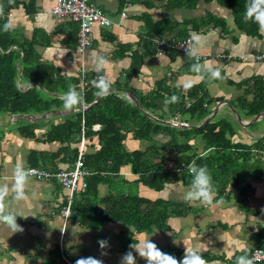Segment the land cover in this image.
I'll return each mask as SVG.
<instances>
[{"label": "crops", "instance_id": "0c3cea01", "mask_svg": "<svg viewBox=\"0 0 264 264\" xmlns=\"http://www.w3.org/2000/svg\"><path fill=\"white\" fill-rule=\"evenodd\" d=\"M18 1L20 7L13 12L8 22L12 30L22 43L33 46L41 64L53 69L56 78L67 83L77 79L82 81L83 78L89 83L97 77V70L89 59L93 51L111 61L105 71L112 84L124 80L132 65L133 53L143 52V40L148 37L147 21L157 23L164 20L176 30L185 22H191L192 25L190 23L187 26L189 36L198 33L207 38L200 55H210L207 60L213 61L212 67L221 71V80L207 81L206 84L208 95L214 101L212 117L232 121L237 131L233 142L252 147L254 151L250 163L262 170L257 161L264 165V159L256 155L255 148L264 147V116L249 117L240 107L239 101L245 93L240 88L242 83L255 78L264 80V59L253 57L264 55V33L252 37L241 32L235 26L232 12L215 2H200L194 8L170 9L168 0H150L154 3L153 7L147 5L149 0H130L124 7L120 0H91L107 13L114 24L109 28L94 27L91 32L93 48L82 55L78 51V23L70 17L51 15L54 0H34L35 7L30 12L27 6L32 0ZM213 18L223 19L225 27L217 24V20L213 22ZM199 24L200 29L194 30L193 27ZM224 54L232 55L234 59L218 58ZM178 56L182 59L178 60ZM187 59L173 51L164 55L152 52L144 60L140 75L132 80L131 85L145 92L157 81L163 80L173 81L183 88L201 83L203 80L195 79L187 68ZM112 90L117 91V88ZM119 92L126 94L123 90ZM63 93L57 94V97L62 98ZM46 95L53 97L52 94ZM248 98L252 99L253 95ZM217 99L223 100L217 103ZM160 106V113L168 111V105ZM82 109L83 106L73 111L56 108L50 111L48 117L36 114L35 118L27 116L26 120L1 117L0 129L4 132V138L0 141V179L10 180L17 164L29 168V157L33 151L56 153L64 147L60 143H42L37 138L22 136L19 128L23 124L41 122L36 135L42 137L52 126L65 122L67 116ZM165 118L176 126L171 122L173 116L167 114ZM155 138V142H150L151 145L155 143L163 147L173 140V135L159 134ZM87 141L86 151L95 152L98 140L90 142L87 138ZM192 143L200 156L209 154L202 139ZM130 148L136 150L138 145L134 144ZM163 154L169 161L174 159L167 150ZM63 157L64 154L55 160L60 169L69 166L62 161ZM257 171H251L249 178L242 183L233 181L228 184L226 192L221 196L217 194L210 205L186 203L183 195L188 187L182 182L171 184L161 192L137 187L136 191L142 196L152 200L164 199L175 204V207L169 209L167 229L153 228L145 232H138L125 223L102 219L85 224L76 219V214L64 222L61 209L67 191L55 181H38L30 177L26 189L27 198L20 202L13 201L10 205L23 231L14 234L0 231V264H64L59 256L61 241L75 261L80 257L91 256L103 259L104 264H120L121 257L134 242L133 237L139 241L151 237L163 252H170L178 259H182L185 254L184 242L189 250L198 248L210 261L233 264L236 256H249L259 244H264V173ZM117 177L133 182L136 175L126 167ZM109 185L104 183L99 186L100 199L109 194ZM130 188L135 187L131 185ZM76 198L81 199L79 194ZM100 240L109 242L105 256L101 255L102 250L98 244ZM175 240L177 243H174ZM136 258L137 264H146L138 255Z\"/></svg>", "mask_w": 264, "mask_h": 264}, {"label": "trees", "instance_id": "16d2710c", "mask_svg": "<svg viewBox=\"0 0 264 264\" xmlns=\"http://www.w3.org/2000/svg\"><path fill=\"white\" fill-rule=\"evenodd\" d=\"M129 1L120 0V4L124 7ZM168 2L170 9L194 8L200 2H215L232 12L238 30L252 37L261 35L258 24L244 19L246 0ZM20 4L18 0H1L0 6L6 12L13 13L19 9ZM147 5L153 7L154 3L149 0ZM34 7L35 1L32 0L27 9L30 12ZM9 20L0 22V117L26 120L28 115H43L53 109L62 108L63 99L57 97V94L66 92L73 84L78 86L84 103L88 106L87 109L67 116L65 122L52 126L42 137L36 135L41 122L26 123L19 128V133L24 137L37 138L42 143L64 145L56 153L33 151L29 157L30 167L60 169L55 160L64 154L62 161L69 164L66 168H70L77 159L82 132L84 131L90 142L98 140L97 150L93 153L86 151L85 154V165L91 172L87 178L88 188L83 193H77L73 203V212L82 223L102 219L131 225L138 232L153 228L167 229L169 209L175 207V204L164 199L152 200L140 195L135 188L145 187L161 192L176 182H182L188 187L191 180L188 166L193 161L199 166L206 165L209 168L219 196L226 192V187L231 182L246 181L251 171L264 173L261 161H257L260 162L261 171L250 163L254 151L252 147L233 142L237 131L232 121L212 117L214 101L208 95L206 80L185 88L173 81H157L145 92L138 91L131 85L132 80L140 75L146 57L154 52L152 39H183L189 36L187 26L191 22H185L176 30L164 20L157 23L147 21L148 37L143 40V52L133 53V62L125 79L112 84V89L117 88V91L112 90L108 96L98 100L94 95L96 89L92 82L77 79L67 83L57 79L53 69L40 63L33 46L22 43L12 28L5 30ZM214 21L225 27L223 19L213 18ZM200 27V24L195 25L193 29L199 30ZM194 62L188 58L187 68L190 69ZM240 88L245 93L239 104L247 115L257 117L264 113V80L255 78L242 83ZM119 90L131 91L140 105ZM47 93L53 97H48ZM250 95H253L252 99L248 98ZM173 96L177 97L175 101L172 100ZM222 100L217 99L216 102L220 103ZM161 104L168 105V111L160 113ZM167 114L179 116L189 126L176 127L165 118ZM96 125L100 126L99 130L95 129ZM168 133H172L173 140L165 143L163 147L154 143L147 145L145 149L131 151L127 148L126 142L130 138L152 143L157 135ZM3 138L4 132L0 129V141ZM196 139L205 141L209 150L207 156L202 157L196 151L192 143ZM255 149L256 155L260 157L264 147ZM164 150L171 152L174 159L169 161L163 154ZM126 167L136 175L133 182L117 177ZM104 183H109L111 190L100 199L99 186ZM131 185L135 188L131 189ZM78 194L81 197L79 200L76 198ZM261 247L264 244H259L256 248Z\"/></svg>", "mask_w": 264, "mask_h": 264}, {"label": "clouds", "instance_id": "9594fccd", "mask_svg": "<svg viewBox=\"0 0 264 264\" xmlns=\"http://www.w3.org/2000/svg\"><path fill=\"white\" fill-rule=\"evenodd\" d=\"M245 21H253L259 26L260 32L264 33V0H246L244 10ZM12 25L6 24L5 30H9ZM207 38L203 34L193 33L187 44L183 46L186 51V57L195 62L190 66V73L198 80L216 81L221 80V71L219 68L212 67L213 61L204 60L200 62V50L205 46ZM90 62L97 70V77L92 81L96 89L94 95L98 98L108 96L112 91V80L105 71L111 61L103 54L93 51L90 53ZM177 59H182L177 57ZM63 108L66 111L79 110L84 104V97L78 86L73 84L63 93ZM177 97L173 96L175 101ZM88 107V106H87ZM87 109V108H85ZM33 170H26L23 166L17 164L13 169L10 180L0 179V231L17 233L22 232L23 228L17 223V215L11 211L10 205L13 201L20 202L27 198L26 189L30 184V177ZM188 172L191 176L190 184L186 189L183 199L186 203L199 202L203 205L213 203L217 189L209 168L199 166L193 161L188 166ZM169 235H171L169 233ZM134 242L129 245V251L121 257L120 264H137V255L146 261V264H220L218 260H208L202 252L196 248L189 250L185 245V254L182 259L174 255L163 252L156 243L150 238L139 241L133 237ZM174 243H177L175 240ZM98 244L101 248V255H107L105 251L109 247L107 240H100ZM75 264H104L103 259L96 257H80ZM233 264H254V259L248 255L236 256Z\"/></svg>", "mask_w": 264, "mask_h": 264}, {"label": "built area", "instance_id": "2783aa9c", "mask_svg": "<svg viewBox=\"0 0 264 264\" xmlns=\"http://www.w3.org/2000/svg\"><path fill=\"white\" fill-rule=\"evenodd\" d=\"M50 13L58 18L70 17L78 23V51L82 55L93 48L94 44L91 38V32L94 27L109 28L114 24V21L107 15V13L91 0H54ZM12 17L13 13L6 12L5 9L0 6V22L5 19H11ZM189 39L190 36L178 40H174L171 37L152 39V44L154 46L153 49L158 55H164L169 51H173L179 55L186 56V51L183 46L187 44ZM253 57L257 60L264 59V55H254ZM218 58L226 60L234 59V57L229 54L220 55ZM207 59H210V55H200L201 63ZM83 80L85 79L83 78ZM85 108H87V105L84 103L83 109ZM171 122L177 124L178 127H186L187 125L179 119V116L173 117ZM95 129L99 130L100 126L96 125ZM87 143V137L83 131L79 143L77 159L70 168L53 170L50 168L29 167L26 169L33 170L31 174L32 178H35L38 181H55L67 191L65 198L66 201L61 209V216L63 217L64 222L69 221L75 215L73 212L75 195L77 193L85 192L88 188L87 178L91 175V172L85 165ZM261 157L264 159V149L261 150ZM59 256L64 264H75L76 262L72 257L71 252L63 244V241L60 242ZM249 258L254 259V264L263 263L264 247L253 249Z\"/></svg>", "mask_w": 264, "mask_h": 264}, {"label": "water", "instance_id": "95a60500", "mask_svg": "<svg viewBox=\"0 0 264 264\" xmlns=\"http://www.w3.org/2000/svg\"><path fill=\"white\" fill-rule=\"evenodd\" d=\"M123 91H124V90H123ZM124 92H126V94H127V96L129 97L130 100L135 101L137 105H140V103H139V101L137 100L136 96H135L131 91H124ZM99 99H100V98H98V100H99ZM50 113H51V112L45 113V114L42 115V117H43V118L48 117ZM262 116H264V113L258 115L257 117L260 118V117H262ZM28 117L31 118V119H33V118H35V114L28 115ZM169 123H170V122H169ZM171 124H172V123H171ZM176 126H178V125L176 124Z\"/></svg>", "mask_w": 264, "mask_h": 264}, {"label": "rangeland", "instance_id": "374dc122", "mask_svg": "<svg viewBox=\"0 0 264 264\" xmlns=\"http://www.w3.org/2000/svg\"><path fill=\"white\" fill-rule=\"evenodd\" d=\"M154 118H155V116H154ZM126 143H127V148L131 151H132V149L130 148V146H132L134 144L138 145V149H145L147 147V145L151 144L150 142H143V141L135 140L132 138H130V140H127ZM135 190H136V188H135Z\"/></svg>", "mask_w": 264, "mask_h": 264}]
</instances>
